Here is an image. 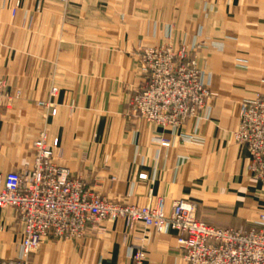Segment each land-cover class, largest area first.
I'll return each instance as SVG.
<instances>
[{"label": "crops", "instance_id": "crops-1", "mask_svg": "<svg viewBox=\"0 0 264 264\" xmlns=\"http://www.w3.org/2000/svg\"><path fill=\"white\" fill-rule=\"evenodd\" d=\"M31 17L36 44H18L17 30ZM161 45L196 47L216 94L179 128L128 113L143 84L138 49ZM0 71L8 90L23 96L0 124L1 176L33 165L30 135L45 129L49 144L58 139L54 162L109 199L140 206L163 199L168 212L184 199L213 226L264 225V186L236 139L243 103L264 96V0H0ZM177 237L174 229L105 221L79 241L46 239L31 260L131 264L142 250L145 264H187ZM22 239L17 209L1 208L0 257L18 256Z\"/></svg>", "mask_w": 264, "mask_h": 264}, {"label": "built area", "instance_id": "built-area-1", "mask_svg": "<svg viewBox=\"0 0 264 264\" xmlns=\"http://www.w3.org/2000/svg\"><path fill=\"white\" fill-rule=\"evenodd\" d=\"M144 59L147 84L133 96L129 117L179 128L204 109L208 91L183 53L155 49ZM1 84L0 80V122L4 112ZM51 113L56 115V109ZM236 139L248 148L249 169L264 186V96L243 104ZM160 143L170 145L162 139ZM58 144V139L49 144L42 135L35 142L32 166L0 175V209H17L23 226L18 256L0 257V264H33L32 254L46 239L79 241L90 230H99L103 222L119 219L130 228L142 223L158 233L176 230L187 264H264V225L249 229L213 226L200 221L197 205L184 199L175 201L169 212L163 199L147 206L119 203L87 188L83 179L57 165L53 157ZM145 261L141 250L131 264Z\"/></svg>", "mask_w": 264, "mask_h": 264}, {"label": "rangeland", "instance_id": "rangeland-1", "mask_svg": "<svg viewBox=\"0 0 264 264\" xmlns=\"http://www.w3.org/2000/svg\"><path fill=\"white\" fill-rule=\"evenodd\" d=\"M63 1H64L65 5L68 6V0H63ZM114 4H116V1L114 2ZM19 6H20V1L17 2L16 6L11 11L13 16L16 15V11H17V8H19ZM125 6L128 7L127 4H125ZM127 17H129V16H125V18H127ZM94 19H96V20L98 19L99 21L103 20V22L104 21L106 22L105 18H100L97 15H94ZM108 20L110 22V19H108ZM35 24H36V20L35 19L33 20V17H31L29 19H24L23 24L21 26V29L17 30L16 40L18 41L17 42L18 44L21 43V40H22V42H25L27 39L35 40L34 44H36L37 29L35 27ZM34 49H36V46L34 47ZM155 49H170L173 51V53H176V54L183 53L186 56V58H188V60L191 61V63H193V65H192L194 68L193 71L196 73V75H198V78L200 79L199 81L204 83V85L206 86V90L208 91V95H207L206 100H205L206 104H205L204 109L201 110V112H203L204 110H207L209 103L213 99H215L216 94L212 91L211 78H209V79L207 78V72L204 71L198 64V61H197L196 56H195L196 55V49H197L196 47L188 48L187 46H181L179 48H174L170 45H167V46H165V45H161V46H140V49H138L137 60H138L139 66H140L141 77H142L141 81L143 84H142L141 88L139 89V91H137L135 94H137L138 92H141L143 90V88L145 87V85L147 84V74L145 71L147 63H146V60L144 59V56H146L148 53H150L152 50H155ZM17 50L19 52L22 51L19 46H17ZM0 80L2 81V84H1L2 85V91H3L2 99L4 102V112H3L2 120L0 122V124H1L4 120L6 109L11 108L15 101L20 102V100L23 98V96L21 95V92L19 90H15L13 93L8 90V82H7L6 78L3 76V74H1V71H0ZM55 89H57V88H55ZM53 90H54V88H53ZM133 96L130 98V101H129V109H130V102H131ZM246 102L247 101H245L244 103H246ZM42 103H43L42 101H37L36 105L38 107H40L43 105ZM242 107H243V105H242ZM242 107H241L240 113H239V121H240V115H241ZM51 112H52V110H51ZM42 135H44V137H46V139L48 140L47 131L45 129H42L37 133L35 131L34 134L30 135L33 138L34 148H35V142Z\"/></svg>", "mask_w": 264, "mask_h": 264}]
</instances>
